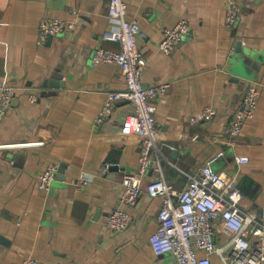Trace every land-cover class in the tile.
<instances>
[{
	"label": "crops",
	"instance_id": "crops-1",
	"mask_svg": "<svg viewBox=\"0 0 264 264\" xmlns=\"http://www.w3.org/2000/svg\"><path fill=\"white\" fill-rule=\"evenodd\" d=\"M124 1L140 29L143 85H169L155 102L164 178L181 190L188 174L215 157L213 169L234 177L243 208L258 214L264 207V0H238L241 11L231 26L224 23V0ZM107 3L0 0V82L16 87L10 110L0 118V145H11L0 147V264L27 256L38 264H175L170 254L155 255L149 245L159 198L142 193L134 205H121L131 218L124 231L106 226L118 205L121 177L137 174L141 144L139 136L121 131L128 101L117 102L110 117L95 123L107 92L126 88L118 66L90 63L98 45L117 47L102 37L117 28ZM46 17L69 20L73 28L38 45V23ZM181 18L189 28L166 55L157 46L162 29ZM238 42L254 63L245 67L247 76L237 71ZM250 83L259 86L254 118L232 136L229 118ZM206 106L215 109L214 118L190 124L189 117ZM236 156L248 162L237 163ZM104 162L110 167L101 173ZM48 163L58 170L43 192L36 177ZM83 173L92 180L76 190L71 181ZM159 176L153 166L141 181ZM215 230L218 243L221 226Z\"/></svg>",
	"mask_w": 264,
	"mask_h": 264
},
{
	"label": "built area",
	"instance_id": "built-area-1",
	"mask_svg": "<svg viewBox=\"0 0 264 264\" xmlns=\"http://www.w3.org/2000/svg\"><path fill=\"white\" fill-rule=\"evenodd\" d=\"M226 26H231L238 18L241 8L238 0H224ZM107 16L115 22L116 29L105 31L104 39L117 43L115 49L98 45L94 48L90 63L115 64L123 76L126 88L123 91H109L106 99L95 115L97 125L111 116L119 101H128L131 109L121 123L123 134L140 137V151L137 174H123L120 180L118 205L112 208L106 218V226L114 232L124 231L130 223V214L121 205H134L142 193L151 198H159L157 226L149 237L151 251L155 255L170 254L175 264H264V207L258 214L246 211L242 206L243 192L234 177L226 176L212 167L215 157L201 166L196 174L187 175V184L176 190L164 178L160 157L163 156L156 141L155 112L156 100L165 95L168 83L160 82L144 86L141 75L146 60L138 47L139 26L129 16L124 0H108ZM73 28V22L62 18H43L38 23L37 44L42 45L49 36H55ZM185 18L173 27L162 29L158 49L171 55L188 30ZM258 83H250L228 121L230 135L242 132L245 122L254 118L258 102ZM16 87L8 82H0V118L10 110L15 98ZM34 100V96H30ZM216 114L212 106L192 114L190 124L211 121ZM8 145V144H6ZM0 147H11V145ZM220 154H217L216 158ZM237 163L248 162L246 156H236ZM156 167L160 176L147 183L141 177L151 167ZM110 163L104 162L101 173L108 171ZM58 165L46 164L38 173L37 188L48 192L56 178ZM91 176L80 174L71 181L76 190L86 188ZM221 226L222 240L216 243L215 226ZM10 264H38L30 256L13 260Z\"/></svg>",
	"mask_w": 264,
	"mask_h": 264
},
{
	"label": "water",
	"instance_id": "water-1",
	"mask_svg": "<svg viewBox=\"0 0 264 264\" xmlns=\"http://www.w3.org/2000/svg\"><path fill=\"white\" fill-rule=\"evenodd\" d=\"M51 36H49L48 38H50ZM237 52L241 53V57L239 58V61L236 62V66L238 68V72L242 75H250L248 70L245 69V67H249L250 66H254V63L252 62V56L249 52H246L244 50L240 49V42L237 43V47H236ZM51 84H56V80H51L50 81Z\"/></svg>",
	"mask_w": 264,
	"mask_h": 264
}]
</instances>
